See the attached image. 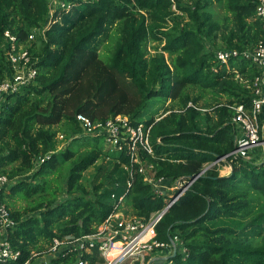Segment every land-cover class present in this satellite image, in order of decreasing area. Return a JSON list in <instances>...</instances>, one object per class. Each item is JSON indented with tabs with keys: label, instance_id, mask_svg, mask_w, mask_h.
<instances>
[{
	"label": "trees",
	"instance_id": "1",
	"mask_svg": "<svg viewBox=\"0 0 264 264\" xmlns=\"http://www.w3.org/2000/svg\"><path fill=\"white\" fill-rule=\"evenodd\" d=\"M60 1L70 9H56L44 38L37 35L27 44L37 71L34 84L7 97L0 108V175L10 183L0 201L16 222L7 234L12 250L20 253L14 264H39L33 253L42 254L54 238L93 233L114 211L111 193L118 196L125 188L120 177L130 166L128 158L110 155L102 136L83 132L77 115L93 123L119 115L141 123L150 128L155 157L143 158L155 164L156 177L189 182L198 176L154 229L157 241L169 243L176 235L186 248L171 258L174 263L264 264V162L237 158L225 176L218 166L201 174L205 164L235 148L231 107H250L258 70L241 58L220 64L214 52H240L264 39L254 0ZM214 1L223 5L222 21L207 10ZM172 3L181 15L171 10ZM48 16L49 0H0V80L9 70L4 31L26 44ZM107 41L111 45L102 58ZM189 89L200 94L191 97ZM206 93L214 103L209 108L199 105ZM155 99L177 109L154 117L149 108ZM59 131L69 139L54 152ZM104 157L109 165L98 169L89 188L84 173ZM25 175L29 178L21 179ZM16 201L25 204L22 210L15 209ZM165 204L133 175L126 196L131 214L147 220ZM88 259L103 263L96 253ZM51 264H76V257Z\"/></svg>",
	"mask_w": 264,
	"mask_h": 264
},
{
	"label": "built area",
	"instance_id": "2",
	"mask_svg": "<svg viewBox=\"0 0 264 264\" xmlns=\"http://www.w3.org/2000/svg\"><path fill=\"white\" fill-rule=\"evenodd\" d=\"M173 2V0H171ZM255 17L263 22L264 26V0H254ZM56 9L68 11L70 4L60 0H49V16L43 28L31 33L27 43H21L9 30L3 33L5 43L3 54L9 64V70L0 80V108L7 97L15 95L22 88L34 84L37 75L31 61V54L27 44L35 40L37 35L44 38L46 27L50 24L52 14ZM171 10L181 15L172 3ZM215 61L226 64L231 59L241 58L254 66L258 73L251 82L250 107L243 105L231 107L234 110L232 124L234 126L235 148L217 160L207 163L201 174L212 166L226 168L230 171V164L234 159H242L252 163L264 162V123L259 120L264 110V39L255 46L243 51L217 50L214 52ZM213 72L217 68L213 66ZM191 106V103H188ZM201 111H205L201 109ZM77 121L86 134L100 135L104 145L115 148L116 153H124L130 166L126 170L125 188L117 196L111 193L110 199L114 203V211L95 227L91 234L81 236H65L62 239L54 238L45 245L41 253H33L34 261L39 264H51L68 255H75L76 264H89L88 257L96 253L102 264H176L171 260L178 252L185 254L186 248L178 236H173L169 243H161L155 239V226L162 216L185 193L191 181H171L163 177H156L155 164L143 158V154L153 156L150 144V128H144L141 123L133 125L127 117L116 116L105 122L93 123L83 115H77ZM159 119V118H158ZM47 157L38 158L36 167L44 162ZM138 174L142 183L150 187L154 194L164 197L165 206L152 213L147 220L136 218L133 214L125 213L126 196L132 185V177ZM7 178L0 175V192L9 187ZM115 187L119 184L115 183ZM16 227V222L11 217L10 210L0 201V263L14 264L20 257L18 251L12 250L7 240V234ZM186 257V255H185ZM183 258V260L185 259ZM161 262H156L157 259ZM23 264H33L27 261Z\"/></svg>",
	"mask_w": 264,
	"mask_h": 264
},
{
	"label": "rangeland",
	"instance_id": "3",
	"mask_svg": "<svg viewBox=\"0 0 264 264\" xmlns=\"http://www.w3.org/2000/svg\"><path fill=\"white\" fill-rule=\"evenodd\" d=\"M181 1L183 3H187V1L190 3V0H181ZM207 10H208V12H210L212 14L213 19L217 20V21H222L224 16H225V10L223 8V5L221 3L216 2V1H214L213 4ZM218 43H221V42L218 41ZM110 45H111V42L107 41L101 47L100 54H101L102 58L104 57V53L103 52L105 51V49H109ZM154 45L155 44L152 43L150 46H154ZM150 53H153L152 47H150ZM189 94H190L191 97H195V96H198L200 94V92L197 89H189ZM211 99H212L211 94L206 93V94L203 95V98L199 101V105L201 107L209 108L210 106H212V104H214ZM218 100H220L222 102L224 101V99H218ZM171 107L173 109H175V110L177 109V106H176L175 103H171L169 101H162V100H159V99H155V100H153L150 103L149 114L150 113L151 114H155L154 117H156V116H159L160 114H162L164 109H169ZM147 111H148V109H147ZM58 128H59L58 126L52 127V129L55 130V131L59 130ZM68 139H69L68 137H66L62 132L59 131L57 133V137H56L55 142H54V147H53L54 152H60L61 150H63L64 147L68 143ZM104 146H105V149L108 150L110 155L116 154V151H115L114 147L108 146V145H106V143H105ZM109 162H110V160L108 158L104 157V158L99 159L95 163V165H93L89 169H87V171L84 173V179H85L84 183H85V185L90 188L92 186V184H90L89 181L93 178V176H95L97 174V171H98V169L100 167L108 166ZM206 166L207 165H204V167H206ZM122 170L123 171H122V174H121V177H120V179L122 178L121 182H122L123 179H126V170L124 168H122ZM227 171L228 170L226 168H221L219 170V175L220 176H225L224 173L227 172ZM28 178H29V175H25L24 177H21V179H28ZM96 182H98V180L95 181L94 183H96ZM108 187H111V185L108 184ZM62 196L63 195H59V198H62ZM24 206H25V204L23 202H20V201H16L15 202V209H17V210H22ZM130 211L131 210H129V208L125 206V213L130 214Z\"/></svg>",
	"mask_w": 264,
	"mask_h": 264
},
{
	"label": "crops",
	"instance_id": "4",
	"mask_svg": "<svg viewBox=\"0 0 264 264\" xmlns=\"http://www.w3.org/2000/svg\"><path fill=\"white\" fill-rule=\"evenodd\" d=\"M259 120L261 121V122H263L264 123V110L261 112V114H260V116H259ZM224 173V172H223ZM229 172L227 171V172H225L224 173V175H226V174H228Z\"/></svg>",
	"mask_w": 264,
	"mask_h": 264
},
{
	"label": "water",
	"instance_id": "5",
	"mask_svg": "<svg viewBox=\"0 0 264 264\" xmlns=\"http://www.w3.org/2000/svg\"><path fill=\"white\" fill-rule=\"evenodd\" d=\"M172 257H174V256H172ZM160 259H163V258H159V260H160Z\"/></svg>",
	"mask_w": 264,
	"mask_h": 264
}]
</instances>
